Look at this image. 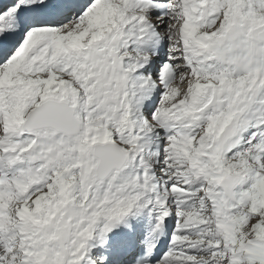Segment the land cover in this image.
Listing matches in <instances>:
<instances>
[{"label": "snow or ice", "instance_id": "obj_1", "mask_svg": "<svg viewBox=\"0 0 264 264\" xmlns=\"http://www.w3.org/2000/svg\"><path fill=\"white\" fill-rule=\"evenodd\" d=\"M0 264H264V0H0Z\"/></svg>", "mask_w": 264, "mask_h": 264}]
</instances>
